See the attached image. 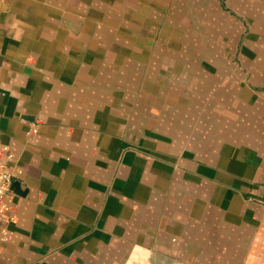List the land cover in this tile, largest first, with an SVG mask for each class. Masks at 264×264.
Returning <instances> with one entry per match:
<instances>
[{"label":"crops","instance_id":"1","mask_svg":"<svg viewBox=\"0 0 264 264\" xmlns=\"http://www.w3.org/2000/svg\"><path fill=\"white\" fill-rule=\"evenodd\" d=\"M0 264H264V0H0Z\"/></svg>","mask_w":264,"mask_h":264},{"label":"built area","instance_id":"2","mask_svg":"<svg viewBox=\"0 0 264 264\" xmlns=\"http://www.w3.org/2000/svg\"><path fill=\"white\" fill-rule=\"evenodd\" d=\"M14 179L13 175L10 172L9 168L0 162V220L2 219L3 215V201L4 199L13 194Z\"/></svg>","mask_w":264,"mask_h":264},{"label":"water","instance_id":"3","mask_svg":"<svg viewBox=\"0 0 264 264\" xmlns=\"http://www.w3.org/2000/svg\"><path fill=\"white\" fill-rule=\"evenodd\" d=\"M13 189L16 191V192H18V190H19V185H18V183H14L13 184Z\"/></svg>","mask_w":264,"mask_h":264}]
</instances>
